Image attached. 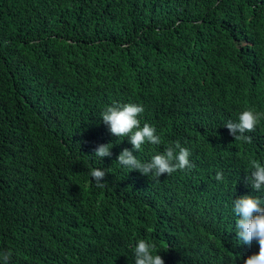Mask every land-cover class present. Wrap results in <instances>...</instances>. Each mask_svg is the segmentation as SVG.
<instances>
[{"label": "trees", "instance_id": "16d2710c", "mask_svg": "<svg viewBox=\"0 0 264 264\" xmlns=\"http://www.w3.org/2000/svg\"><path fill=\"white\" fill-rule=\"evenodd\" d=\"M115 103L142 105L161 139L139 160L179 141L194 167L148 178L116 162L133 146L101 120ZM246 108L261 114L251 143L224 127ZM253 160L264 165V0H0L9 264H134L140 239L165 264H243L259 245L237 240L233 200L264 197L246 183Z\"/></svg>", "mask_w": 264, "mask_h": 264}, {"label": "clouds", "instance_id": "9594fccd", "mask_svg": "<svg viewBox=\"0 0 264 264\" xmlns=\"http://www.w3.org/2000/svg\"><path fill=\"white\" fill-rule=\"evenodd\" d=\"M144 112L142 105L135 103H115L107 106L101 112V120L108 127L111 135L115 137H127L132 149L124 148L117 157L116 162L132 171H138L146 177L160 178L167 173L170 176L177 170L191 169L194 167L189 160L190 151L181 146L179 141L168 145L162 153L155 154L149 161L142 162L133 153L141 149L142 145L149 142L154 145L161 143L156 129L148 123L142 127L139 116ZM261 118V114L246 108L241 111L238 121L228 120L224 127L235 141L251 143V136L246 133L255 131ZM113 143L99 144L94 149L93 156L99 158L112 155ZM251 174L247 175L246 183L254 192H264V165L258 161H251ZM89 175L94 178L97 187L103 188L102 182L106 172L102 169H91ZM223 173L216 174V180L221 181ZM233 212L237 217L235 221L236 237L240 244L251 245L254 242L259 245V252L254 253L243 264H264V197L259 195H243L233 200ZM156 246L144 239L137 241L134 251V264H165L163 257L156 253ZM155 253V254H154ZM11 252H0V264H9Z\"/></svg>", "mask_w": 264, "mask_h": 264}]
</instances>
